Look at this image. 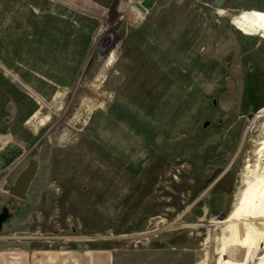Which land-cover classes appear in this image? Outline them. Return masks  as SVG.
<instances>
[{
    "label": "rangeland",
    "instance_id": "rangeland-1",
    "mask_svg": "<svg viewBox=\"0 0 264 264\" xmlns=\"http://www.w3.org/2000/svg\"><path fill=\"white\" fill-rule=\"evenodd\" d=\"M216 2L0 0V264H264V211L232 220L264 181V29L237 22L264 0Z\"/></svg>",
    "mask_w": 264,
    "mask_h": 264
},
{
    "label": "bare ground",
    "instance_id": "bare-ground-1",
    "mask_svg": "<svg viewBox=\"0 0 264 264\" xmlns=\"http://www.w3.org/2000/svg\"><path fill=\"white\" fill-rule=\"evenodd\" d=\"M237 22H239L240 24L245 25L247 27H250L251 29H254V30H256V28H263L264 29V12H260V11L246 12L245 15L242 18H240ZM260 33L262 34L264 32L261 31ZM262 35H264V34H262ZM112 60H113V57L110 56L107 64H109L110 62H113ZM58 96H59V94L57 95V97ZM260 113L264 116V109ZM41 123H44V121H42ZM259 145L260 146L253 151V157H254V160L256 161V167H255L254 171H257V169L263 167L262 165H264V139L262 141H260ZM251 165L245 166V171H246L245 174L246 175H248L250 173V169H251L250 166ZM261 194H264V181L261 180V182L258 184V186H256L253 189L250 187V183L246 182L244 185V189H242L238 195V199L240 201L236 204V207H235L236 210L233 213L232 220L237 219V218L239 219L240 217H243L247 214H251V216H252V213L254 214V213H257L260 211H264V201L259 205H254V203L257 201L256 198L259 197ZM260 216H261V214H260ZM260 216L255 217V214H254V216H252L251 220H249L248 222L246 221L244 223V225L248 226L246 229L247 230H253V228L257 227L259 223H264V216H262V217H260ZM231 221L227 222V225L229 223H231ZM223 226H224V224H223ZM187 239H188V237H180V238L174 239L173 241L175 243L178 242L181 244V243H184V241Z\"/></svg>",
    "mask_w": 264,
    "mask_h": 264
},
{
    "label": "crops",
    "instance_id": "crops-1",
    "mask_svg": "<svg viewBox=\"0 0 264 264\" xmlns=\"http://www.w3.org/2000/svg\"><path fill=\"white\" fill-rule=\"evenodd\" d=\"M30 257L31 260L25 259L23 264H113V254L108 249L35 251Z\"/></svg>",
    "mask_w": 264,
    "mask_h": 264
},
{
    "label": "water",
    "instance_id": "water-1",
    "mask_svg": "<svg viewBox=\"0 0 264 264\" xmlns=\"http://www.w3.org/2000/svg\"><path fill=\"white\" fill-rule=\"evenodd\" d=\"M224 0H217L216 6L222 7ZM36 167L30 166L25 169L17 178L14 187L11 190V194L19 199H24L27 193V190L35 176Z\"/></svg>",
    "mask_w": 264,
    "mask_h": 264
},
{
    "label": "flooded vegetation",
    "instance_id": "flooded-vegetation-1",
    "mask_svg": "<svg viewBox=\"0 0 264 264\" xmlns=\"http://www.w3.org/2000/svg\"><path fill=\"white\" fill-rule=\"evenodd\" d=\"M219 11H222V10H219ZM243 13V12H242ZM232 21V20H231ZM257 38H261V39H264V37H261V36H256Z\"/></svg>",
    "mask_w": 264,
    "mask_h": 264
}]
</instances>
